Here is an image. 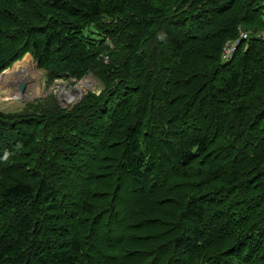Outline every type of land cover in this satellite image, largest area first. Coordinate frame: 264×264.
I'll list each match as a JSON object with an SVG mask.
<instances>
[{
  "label": "trees",
  "instance_id": "1",
  "mask_svg": "<svg viewBox=\"0 0 264 264\" xmlns=\"http://www.w3.org/2000/svg\"><path fill=\"white\" fill-rule=\"evenodd\" d=\"M260 34L264 0H0V73L101 87L0 112V264H264Z\"/></svg>",
  "mask_w": 264,
  "mask_h": 264
},
{
  "label": "rangeland",
  "instance_id": "2",
  "mask_svg": "<svg viewBox=\"0 0 264 264\" xmlns=\"http://www.w3.org/2000/svg\"><path fill=\"white\" fill-rule=\"evenodd\" d=\"M103 22H108V21L103 20ZM25 55H24L25 57L23 56L24 58L22 57L19 60V62L23 61L27 57L29 60H26L23 63L27 62L31 64L33 67H35L36 68L35 71L38 76L36 77V80H33V82L31 80H28L29 81L28 84L25 83L26 80L24 81L22 80L18 83L13 82V84L9 82V80L6 79L3 80L4 79L3 76L10 75L12 73L14 74L16 72V68L22 65V64H18L15 66L16 64L15 62L18 63V61L13 62L11 66L7 68L8 70L6 69V71L0 74V79H1L0 80V112L2 113L21 112L25 109H29V107L33 105L35 101L44 99L46 97H49L52 101L56 102V104L61 109L70 108V107H63V103H64L63 95L67 93V91L73 94L75 89L74 86L79 85L78 83H80L82 79H86L88 80V82H90V87L84 88L83 95L88 91L94 93L96 90H99L100 92V88H101L100 84L90 75L87 78L85 77L82 78L81 80H71L61 76L58 77L57 79L52 80L50 84L46 85L45 84L46 73L37 67L36 62L31 58L30 55L28 54ZM19 84H22L23 87H25V90L27 91L24 92L23 96H20L21 92H19L17 89V86ZM29 91L30 92L32 91L31 94H29ZM81 98L77 101V103L81 100ZM113 223L114 222L112 221L111 226H113ZM96 235H98V233L94 232L91 238ZM101 238H103L102 242L106 244L107 240L105 235H101Z\"/></svg>",
  "mask_w": 264,
  "mask_h": 264
},
{
  "label": "bare ground",
  "instance_id": "3",
  "mask_svg": "<svg viewBox=\"0 0 264 264\" xmlns=\"http://www.w3.org/2000/svg\"><path fill=\"white\" fill-rule=\"evenodd\" d=\"M258 39V38H257ZM26 56V55H25ZM24 56V57H25ZM23 57V58H24ZM19 62V61H18ZM25 62V61H24ZM15 63H17V62H15ZM14 63V64H15ZM20 64H22V65H20V66H18L17 68H16V72L13 74H10V75H6V76H3L4 77V79L3 80H9V82H11L12 84H13V82L14 83H18V82H20V81H24V80H26L25 81V83L26 84H28V80H31L32 82H33V80H36V77L38 76L37 75V73H36V71H35V67H33L31 64H29V63H20ZM16 66V65H15ZM8 70V69H7ZM3 73V72H2ZM1 73V74H2ZM1 80V79H0ZM6 82H8V81H6ZM8 84V83H7ZM14 86V85H13ZM88 87H90V82H88V80H86V79H82L81 80V82L79 83V85H77L76 87H75V89H74V95H72V94H68V92L67 93H65L64 95H63V98H64V102H68V101H70L73 97L74 98H77L79 95H78V91H80L81 89H84V88H88ZM39 89V88H38ZM35 90V89H34ZM37 90V89H36ZM7 91V90H6ZM26 90H25V87H23V89H22V91H21V93H20V96H23V94H24V92H25ZM63 91H65V90H63ZM27 92V91H26ZM32 92V91H31ZM31 92L29 91V94H31ZM10 93V92H9ZM34 94H36V93H34ZM39 94V93H38ZM34 98V97H33Z\"/></svg>",
  "mask_w": 264,
  "mask_h": 264
},
{
  "label": "built area",
  "instance_id": "4",
  "mask_svg": "<svg viewBox=\"0 0 264 264\" xmlns=\"http://www.w3.org/2000/svg\"><path fill=\"white\" fill-rule=\"evenodd\" d=\"M246 33H241V32H239V34H238V39H242V40H244V39H246ZM259 37H261V39H262V41H264V35L263 34H260V35H258ZM238 39L237 40H233V41H230V42H226L225 44H224V46H223V48H222V52H221V59L223 60V61H225V60H227V59H229L230 58V56H231V53H232V51L234 50V48H235V46H236V44H237V42H238ZM85 78H87L88 76H84ZM83 77V78H84ZM81 80V79H80ZM79 84V83H78ZM76 86H74V88H75ZM68 92V91H67ZM83 93H84V89H81L80 91H78V97L77 98H72L70 101H68V102H64L63 103V107H71L73 104H75L81 97H82V95H83ZM68 94H69V92H68ZM70 94H72V93H70ZM72 95H74V93L72 94Z\"/></svg>",
  "mask_w": 264,
  "mask_h": 264
},
{
  "label": "water",
  "instance_id": "5",
  "mask_svg": "<svg viewBox=\"0 0 264 264\" xmlns=\"http://www.w3.org/2000/svg\"><path fill=\"white\" fill-rule=\"evenodd\" d=\"M4 72V71H3ZM1 74V73H0ZM17 89H18V91L19 92H21L22 91V89H23V85L22 84H19L18 86H17ZM99 93V90H96L95 92H94V94H98Z\"/></svg>",
  "mask_w": 264,
  "mask_h": 264
}]
</instances>
